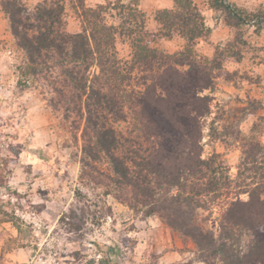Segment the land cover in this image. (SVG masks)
<instances>
[{
  "label": "rangeland",
  "instance_id": "1",
  "mask_svg": "<svg viewBox=\"0 0 264 264\" xmlns=\"http://www.w3.org/2000/svg\"><path fill=\"white\" fill-rule=\"evenodd\" d=\"M193 1L210 33L192 50L197 60L220 66L212 89L202 92L211 101L200 138L201 157L210 160L206 178L217 185L199 198L200 207L187 211L216 236L229 201L247 200L255 185L264 198V0H227L242 22L208 8L206 0ZM81 3L110 7L105 21L123 33L116 35L115 48L126 64L132 46L125 32L134 24L121 4L143 12L153 48L174 53L185 45L178 33L164 35L154 19L173 7L172 0H63L69 32L81 29ZM23 61L0 11V264H222L216 258L205 262L161 210L146 215L116 198L107 160L84 153L83 121L53 110L44 82L21 74ZM255 142L261 147L253 151ZM233 236V247L246 252L250 234Z\"/></svg>",
  "mask_w": 264,
  "mask_h": 264
},
{
  "label": "trees",
  "instance_id": "2",
  "mask_svg": "<svg viewBox=\"0 0 264 264\" xmlns=\"http://www.w3.org/2000/svg\"><path fill=\"white\" fill-rule=\"evenodd\" d=\"M172 2L154 19L164 35L175 32L184 38L183 49L174 53L150 46L143 12L120 5L134 24L125 32L132 46L128 64L115 48L116 35L123 33L105 21L110 7L78 5L81 29L75 32L66 29L63 0H40L31 8L27 0H0V11L23 53L21 74L44 82L53 110L83 121L84 153L107 160L117 199L143 208L146 215L161 210L167 224L190 238L205 262L264 264V198L258 185L247 200L228 202L216 236L192 222L187 211L201 206L204 192L216 190L217 183L206 178L210 160L201 157L200 138L211 101L202 92L212 89L220 66L197 60L192 50L197 39L210 33L195 2ZM206 5L242 22L227 0H206ZM260 147L252 144L253 151ZM244 231L251 242L242 253L233 247V235Z\"/></svg>",
  "mask_w": 264,
  "mask_h": 264
}]
</instances>
